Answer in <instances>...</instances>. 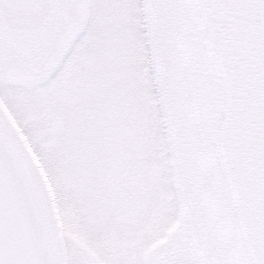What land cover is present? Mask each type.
Masks as SVG:
<instances>
[{"label":"snow or ice","instance_id":"snow-or-ice-1","mask_svg":"<svg viewBox=\"0 0 264 264\" xmlns=\"http://www.w3.org/2000/svg\"><path fill=\"white\" fill-rule=\"evenodd\" d=\"M0 264H264V0H0Z\"/></svg>","mask_w":264,"mask_h":264}]
</instances>
